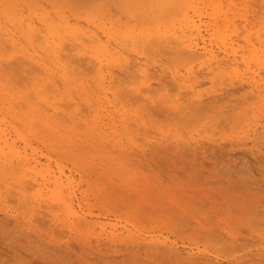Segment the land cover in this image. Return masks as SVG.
<instances>
[{"label":"rangeland","instance_id":"1","mask_svg":"<svg viewBox=\"0 0 264 264\" xmlns=\"http://www.w3.org/2000/svg\"><path fill=\"white\" fill-rule=\"evenodd\" d=\"M0 264H264V0H0Z\"/></svg>","mask_w":264,"mask_h":264}]
</instances>
